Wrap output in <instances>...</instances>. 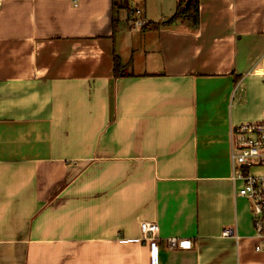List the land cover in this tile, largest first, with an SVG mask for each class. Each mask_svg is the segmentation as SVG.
<instances>
[{"label":"crops","instance_id":"1","mask_svg":"<svg viewBox=\"0 0 264 264\" xmlns=\"http://www.w3.org/2000/svg\"><path fill=\"white\" fill-rule=\"evenodd\" d=\"M1 1L0 264H264L229 155L264 109V0L195 26L180 0Z\"/></svg>","mask_w":264,"mask_h":264},{"label":"built area","instance_id":"2","mask_svg":"<svg viewBox=\"0 0 264 264\" xmlns=\"http://www.w3.org/2000/svg\"><path fill=\"white\" fill-rule=\"evenodd\" d=\"M2 1L0 0V5ZM131 24L141 28L145 24L140 9H135ZM264 82V52L259 57ZM231 179L239 182L237 196L244 197L249 203L253 235L256 238L254 251H264V109L257 120L243 121L231 128L230 134ZM257 169L262 171H257ZM158 225L154 221H141L140 238L144 241L159 239ZM222 236H234L235 228L228 226ZM168 248H189L191 241L185 238L168 237Z\"/></svg>","mask_w":264,"mask_h":264},{"label":"trees","instance_id":"3","mask_svg":"<svg viewBox=\"0 0 264 264\" xmlns=\"http://www.w3.org/2000/svg\"><path fill=\"white\" fill-rule=\"evenodd\" d=\"M188 1V5H186ZM121 7L122 3L117 2L116 0L113 1V7ZM198 0H180L179 3L177 4L174 14L171 18H169V21H173V19L176 18H187L190 19L191 23L193 26L197 25V22L199 20L198 17ZM117 22V19L115 16L113 17V25L115 27V24ZM157 24L155 23H145L142 28H156ZM113 75L115 77L117 76H122V75H127V72H125V65L120 61V58L117 54H114L113 57Z\"/></svg>","mask_w":264,"mask_h":264},{"label":"rangeland","instance_id":"4","mask_svg":"<svg viewBox=\"0 0 264 264\" xmlns=\"http://www.w3.org/2000/svg\"><path fill=\"white\" fill-rule=\"evenodd\" d=\"M131 17H132V14H130V17H129V21L131 20ZM259 169H257V171H258ZM259 171H262V170H259ZM247 201V200H246ZM248 203V202H247ZM249 214H250V212H249Z\"/></svg>","mask_w":264,"mask_h":264},{"label":"water","instance_id":"5","mask_svg":"<svg viewBox=\"0 0 264 264\" xmlns=\"http://www.w3.org/2000/svg\"><path fill=\"white\" fill-rule=\"evenodd\" d=\"M187 5V4H186Z\"/></svg>","mask_w":264,"mask_h":264}]
</instances>
